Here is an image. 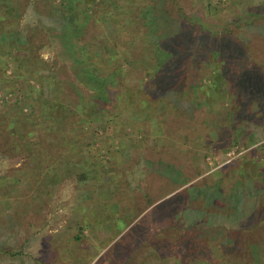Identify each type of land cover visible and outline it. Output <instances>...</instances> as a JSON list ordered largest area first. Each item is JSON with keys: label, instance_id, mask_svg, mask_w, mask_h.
I'll list each match as a JSON object with an SVG mask.
<instances>
[{"label": "rangeland", "instance_id": "374dc122", "mask_svg": "<svg viewBox=\"0 0 264 264\" xmlns=\"http://www.w3.org/2000/svg\"><path fill=\"white\" fill-rule=\"evenodd\" d=\"M64 2L0 0V11L6 10L10 19L0 24V125L15 117L19 124L33 111H41L47 100L57 99L58 90L74 100L83 96L89 100L94 89L103 91L101 96L112 104L111 114H94L89 129L76 130L84 139L69 137L70 163L87 172L85 179L76 177L77 168L70 171L71 164L64 161L43 180L42 187L21 194L29 187L22 169L26 158L6 148L0 151V264H181L179 252L164 257L169 253L165 248L157 253L148 245L161 224L152 215L183 189L190 199L198 200L185 211L190 223L211 217L220 194L219 206L226 200L219 212L233 213L248 186L264 202V139L257 134L254 144L246 143L243 133L235 132L234 143L223 151L215 144L219 142L215 131L197 135L186 129L173 139L171 151H178L177 160L164 159L171 144L161 127L166 128L168 119L197 117L204 111L224 120L223 112L230 110L226 102L230 86L224 79L207 89L191 84L193 90L181 92L149 90L145 81L154 77L153 71L167 57L156 32L161 24L164 33H171L169 25L182 15L186 35H203L211 42L227 25L241 26L256 18V25H242L241 31L234 32L242 33L237 35L241 37L253 35L244 43L259 44L257 33L264 32V0H71L72 13L68 14L62 8ZM189 44L192 72L211 76L217 71L220 64L214 52L209 55L196 41ZM83 45L99 62H95L99 73L87 71L89 86L87 81L79 83L73 71L82 52L83 62L88 59ZM207 57L209 61L202 65L200 61ZM139 71L148 74L144 77ZM161 163L166 165L162 171L157 169ZM203 178L205 182L199 184ZM166 179L188 182L161 198ZM149 198L158 201L145 207ZM256 213L249 216L251 221ZM259 229L262 238L258 234V239H263L258 246L260 264H264V224ZM239 239L244 236L226 240V245L237 243L228 248L234 259L248 254ZM213 251L215 256L222 255L216 246Z\"/></svg>", "mask_w": 264, "mask_h": 264}, {"label": "trees", "instance_id": "16d2710c", "mask_svg": "<svg viewBox=\"0 0 264 264\" xmlns=\"http://www.w3.org/2000/svg\"><path fill=\"white\" fill-rule=\"evenodd\" d=\"M64 1L62 8L65 9L67 14L72 13L71 0ZM262 12L264 13V9ZM181 16L178 17V21L175 20L173 22V25H169L171 33H168V31L164 33L160 24V28L156 33L160 35L159 40L162 43V45L160 44L162 52L165 51L167 53L166 61L162 67H158L153 71L154 77L148 78L144 84L149 90L168 93L190 89L192 88L191 84L203 85L206 89L213 88L215 84L225 79V83L230 86L227 91L229 98L226 101L230 110L223 112L224 120L216 118L215 115H207L204 111L197 117L183 115L182 117H172L171 121H169L168 117L165 118L164 120L168 119V121L164 124L166 126L165 129L161 127V132H163V137L170 138L169 144H171V148L164 151V159L177 160L178 151H171L173 143H175L173 139L185 133L186 129L193 130V133L197 135H205L210 130L215 131L219 140L215 144H218L220 146L219 149L223 151H226V147L232 144L235 132H242L243 138L248 139H246L248 141L246 143L254 144L257 141L254 139L258 138L257 134H259L261 139H264V32L257 33L259 36L256 40H259V44L254 42V45L244 43V40L250 42L247 37L251 35L247 36L245 34L241 37L237 35L242 33L235 34L234 32L241 31L242 25H256L255 22L258 19L251 18V23L243 22L241 26L229 24L222 30L220 36H217L218 38L213 37L211 42H208V38L203 35H197L196 38H192L189 34L186 35L185 22L182 21ZM5 19L10 20L7 11L2 10L0 11V24ZM128 26L129 24H126L125 30H129ZM207 35L209 36V34ZM80 39L82 41L84 37ZM192 41L198 42V46H204L203 50H208L209 55L214 52L218 57L220 66L217 71L210 73L212 74L211 76L207 73L202 74L200 71L192 72L193 59L191 55L193 52L190 50L189 44ZM11 47H15V44H12ZM84 47L86 48L87 46ZM121 49L124 50L122 47ZM86 51H88V59L85 63L83 62L85 52H82L78 56L80 57L79 65L73 69L74 74L80 80L79 83L82 84L87 81V71L90 70L92 74H97L100 71L96 66L97 63H95L98 59L97 56L93 53L90 54L88 48H86ZM124 53H129V50ZM207 61H209L208 57L206 60L200 61V63L205 65ZM92 66L94 67L91 68ZM139 74L145 77L148 73L139 71ZM113 77L117 79V71L114 72ZM87 84L89 86V82ZM133 90H136V88ZM61 93L58 90L57 99L47 100L42 105L41 111H33L23 121H19V124L16 121L18 119L15 117L16 119L14 118L0 125V151L6 148L9 153L14 154L17 152L16 154H21L26 158V162L22 164V169L26 174L23 178L27 180L29 187L21 194L30 193L34 187L38 186V189L42 187L43 180H47L46 177L55 172V169H58L57 166L62 165L64 161V164H71L70 171L72 169L76 170L77 166H73L70 163L69 146L71 143L69 142V137L75 136V138L84 139L85 136H81V132L79 133L81 135H79L76 130L78 132V129H83V131L89 129L93 121L91 117L95 115L101 116L104 114L103 117H105L107 113L111 114L110 108L112 104L101 96L103 91L94 89V95L91 94L89 100H86V96H83L82 100H74L68 98V94L64 97ZM71 94L75 95L74 92H71ZM255 102H257L256 107L254 105ZM232 113L234 114L232 115ZM16 116L18 117V115ZM140 125L144 127L143 124ZM184 130L185 132H183ZM190 133L192 132L190 131ZM192 134H190V138H193L191 137ZM49 138L50 141L48 140ZM94 138L97 140L99 137L96 135ZM176 144L180 146L179 143ZM177 148L181 150L178 146ZM165 167L166 165L161 163L157 169L159 168L162 171ZM78 168L75 171V176L79 177V179H85L87 172ZM154 169L157 172V169ZM52 176L57 177L56 174ZM205 178L200 179L198 183H204ZM53 181L57 183L56 180ZM187 182L188 180H181L173 183L171 180L166 179L162 187H167V189L160 197L163 198L171 194L183 187ZM249 187H246L248 188L247 192L242 190V198L239 199L238 206H236L233 213L219 212V207L224 208L223 203L226 200L224 197L219 206L222 196L220 194V197H217L219 199L218 206L216 205L217 209L214 213H211V217L204 216V218H199L193 223L187 221L185 211L197 205L198 200L190 199L186 189L176 193L170 197V203L165 204L164 201L155 208L159 209L165 204L161 212L155 215L153 213L148 214L149 216L153 214L151 218H156L154 221L159 220L161 222L159 231L155 230L149 240H147L149 242L148 245H151L154 249L156 248L157 253L158 250L165 248L169 253H164V257L174 256V254L179 252L181 264H190L199 260L204 264H234V255L231 256L233 259L229 257L228 248H234L237 243L232 242L226 245V242L236 236H244V239H239V241L242 242L240 245L246 249L248 254L244 259L235 257L236 264H260L262 255L258 246L262 244L263 239H258L259 237L262 238L258 232L261 230L259 228L264 224V202L259 194L251 193V188ZM200 195L202 196V194ZM174 196L178 198L175 199L173 198ZM154 200L158 201L157 198L147 199L145 207L153 203ZM173 206H178L175 211L172 210ZM254 211H257L255 214L256 218L251 221L249 216ZM164 216L166 217L163 219ZM258 234H260L259 237ZM252 241L254 242L253 245H251ZM215 246L221 250V256H215L213 251ZM257 257L259 258L257 259Z\"/></svg>", "mask_w": 264, "mask_h": 264}]
</instances>
